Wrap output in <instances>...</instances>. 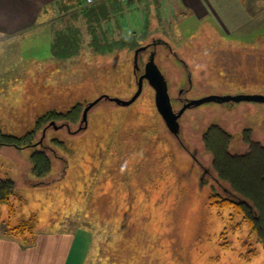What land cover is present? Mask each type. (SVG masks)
I'll return each instance as SVG.
<instances>
[{"label": "rangeland", "instance_id": "374dc122", "mask_svg": "<svg viewBox=\"0 0 264 264\" xmlns=\"http://www.w3.org/2000/svg\"><path fill=\"white\" fill-rule=\"evenodd\" d=\"M82 1L0 43V132L23 135L45 112L79 104L76 119L47 120L31 144L0 145V178L15 183L10 204L1 207L0 233L28 247L24 258L38 264H264L262 244L248 238L239 218L210 205L213 190L232 194L202 141L218 124L232 134V152L246 150L244 130L264 144V103L188 108L175 136L144 80L132 104L102 99L74 133L88 102L134 94L150 48L176 112L184 99L209 94L264 95V0L251 4L252 21L231 35L181 14L172 0H112L114 12L101 25L86 15L105 0ZM79 35L78 47L65 48ZM146 45L135 70L134 51ZM36 150L50 160L41 176L32 171ZM32 216L33 234L7 232ZM252 248L257 253L248 260Z\"/></svg>", "mask_w": 264, "mask_h": 264}, {"label": "trees", "instance_id": "16d2710c", "mask_svg": "<svg viewBox=\"0 0 264 264\" xmlns=\"http://www.w3.org/2000/svg\"><path fill=\"white\" fill-rule=\"evenodd\" d=\"M69 0V4H70ZM76 5H81L82 0H75ZM112 0H105L99 3L97 10L87 13L88 21L94 20L100 23L104 20L108 12H114L115 5ZM82 11V10H81ZM97 32L95 34L98 37ZM76 36V35H75ZM69 37L73 41L65 42L68 48L78 47L81 36ZM75 38V40H74ZM108 43V42H107ZM79 104L71 107L66 112L49 110L40 115L32 130L23 135L16 136L9 133L0 132V145L27 146L32 143L34 134L40 126L47 120L65 118L76 119ZM249 129L242 133V140L247 148L242 153L230 151L229 145L233 138L232 134L218 124L210 125L202 135L204 147L212 155V168L217 179L227 184L232 196H223L213 190L209 196L210 205L221 209H230V216L236 215L239 218V226L243 225L247 231L248 238L262 244L264 251V144L252 139ZM33 163L32 171L38 176L44 175L50 170V160L43 151L36 150L31 155ZM15 183L10 178H0V221L1 207L10 204V198L14 194ZM35 218L29 217L16 225L7 228V232L15 237H20L25 233L33 234L35 230ZM254 248L247 251L246 259H251L256 255Z\"/></svg>", "mask_w": 264, "mask_h": 264}, {"label": "crops", "instance_id": "0c3cea01", "mask_svg": "<svg viewBox=\"0 0 264 264\" xmlns=\"http://www.w3.org/2000/svg\"><path fill=\"white\" fill-rule=\"evenodd\" d=\"M172 1L178 6L181 14L183 10H187L196 19L206 21L209 27L220 29L226 35L249 25L253 19L251 4L255 2V0ZM68 6L69 0H0V43L34 31L48 21L46 18L55 8L63 10ZM27 249L28 247L16 239L7 237L4 232L0 233V264H38L36 259L31 262L28 255L24 258L23 253L31 251ZM67 259L65 258L62 264H67Z\"/></svg>", "mask_w": 264, "mask_h": 264}, {"label": "water", "instance_id": "95a60500", "mask_svg": "<svg viewBox=\"0 0 264 264\" xmlns=\"http://www.w3.org/2000/svg\"><path fill=\"white\" fill-rule=\"evenodd\" d=\"M148 45L140 46L135 49L134 57H133V67L135 70L139 69L138 66V54L139 52L146 50ZM154 51L150 52L148 60L144 64V72L139 75L137 79V89L134 94L129 99H123L116 96H109L107 94H103L96 99L88 102L83 111L79 128L74 131V133L86 128L87 125V114L89 110L96 105L102 99L114 102L119 106H128L132 104L138 96L141 94L143 89L144 80L153 88L154 90V102L157 111L161 115L162 119L165 122L168 130L175 136H178L179 133V118L183 114V112L191 107L198 106L207 102H261L264 103V95L263 94H209L206 96H202L200 98L195 99H187V101L182 105V107L176 112L173 110L171 98L168 92L167 80L160 68L154 61ZM51 125L56 127L54 122H51ZM68 126V125H67Z\"/></svg>", "mask_w": 264, "mask_h": 264}, {"label": "flooded vegetation", "instance_id": "af4514ba", "mask_svg": "<svg viewBox=\"0 0 264 264\" xmlns=\"http://www.w3.org/2000/svg\"><path fill=\"white\" fill-rule=\"evenodd\" d=\"M151 51H155L154 48H150V49H149V52H151ZM186 101H187V100L184 99V100L182 101V105H183Z\"/></svg>", "mask_w": 264, "mask_h": 264}, {"label": "built area", "instance_id": "2783aa9c", "mask_svg": "<svg viewBox=\"0 0 264 264\" xmlns=\"http://www.w3.org/2000/svg\"><path fill=\"white\" fill-rule=\"evenodd\" d=\"M85 1V3H87V4H90V3H92L94 0H84Z\"/></svg>", "mask_w": 264, "mask_h": 264}]
</instances>
